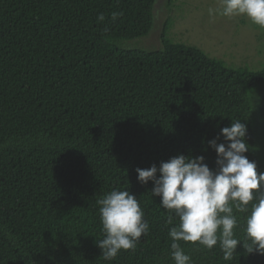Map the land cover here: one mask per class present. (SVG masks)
Returning a JSON list of instances; mask_svg holds the SVG:
<instances>
[{"label":"trees","instance_id":"1","mask_svg":"<svg viewBox=\"0 0 264 264\" xmlns=\"http://www.w3.org/2000/svg\"><path fill=\"white\" fill-rule=\"evenodd\" d=\"M159 1L0 0V264H175L179 218L136 169L184 154L214 170L208 141L227 143L220 130L232 121L247 125L245 155L264 172V63L229 65L176 43V0L161 47L130 48L150 35ZM114 189L137 197L149 232L107 261L96 202ZM235 214L249 245L248 213ZM243 242L230 260L219 243H178L192 264H264Z\"/></svg>","mask_w":264,"mask_h":264},{"label":"clouds","instance_id":"2","mask_svg":"<svg viewBox=\"0 0 264 264\" xmlns=\"http://www.w3.org/2000/svg\"><path fill=\"white\" fill-rule=\"evenodd\" d=\"M219 8H209V16H246L264 28V0H220ZM121 15L112 13L115 22ZM105 20L101 13L98 22ZM248 128L240 120L223 127L220 134L227 143L216 139L208 144L216 151L217 167L210 169L205 157L180 154L157 167L137 168L141 184L152 181L153 197L160 198L161 207L174 213L179 223L170 228L171 256L175 264H192L179 241L199 243L211 250L219 243L225 260L232 259L241 240L235 237L238 226L235 212L248 213L246 234L249 253L264 254V172H258L255 161L245 155ZM159 173V175H158ZM104 238L97 241L105 260L111 261L122 251L134 250L142 236H147L149 223L137 197L128 190L114 189L97 200ZM173 217L169 215L168 224Z\"/></svg>","mask_w":264,"mask_h":264},{"label":"rangeland","instance_id":"3","mask_svg":"<svg viewBox=\"0 0 264 264\" xmlns=\"http://www.w3.org/2000/svg\"><path fill=\"white\" fill-rule=\"evenodd\" d=\"M220 0H176L171 38L176 43L196 47L210 58L235 66L264 63V28L246 16H209V8H219ZM154 27L146 38L129 42L133 49H159L163 25L169 17L166 0L154 11Z\"/></svg>","mask_w":264,"mask_h":264}]
</instances>
